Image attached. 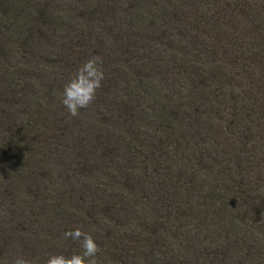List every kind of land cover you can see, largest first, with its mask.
Here are the masks:
<instances>
[{
	"label": "trees",
	"instance_id": "1",
	"mask_svg": "<svg viewBox=\"0 0 264 264\" xmlns=\"http://www.w3.org/2000/svg\"><path fill=\"white\" fill-rule=\"evenodd\" d=\"M62 1L0 0V264L76 228L98 264H264V0Z\"/></svg>",
	"mask_w": 264,
	"mask_h": 264
},
{
	"label": "clouds",
	"instance_id": "2",
	"mask_svg": "<svg viewBox=\"0 0 264 264\" xmlns=\"http://www.w3.org/2000/svg\"><path fill=\"white\" fill-rule=\"evenodd\" d=\"M102 63V58L99 56L88 59L64 86L62 103L70 116H78L80 109L88 108L95 100L97 90L102 86L105 78ZM64 238L79 241L83 249L82 253L73 254L70 257L62 254L51 256L46 264H98L97 256L100 248L90 234L76 228L65 232ZM11 264H36V261L18 256Z\"/></svg>",
	"mask_w": 264,
	"mask_h": 264
},
{
	"label": "rangeland",
	"instance_id": "3",
	"mask_svg": "<svg viewBox=\"0 0 264 264\" xmlns=\"http://www.w3.org/2000/svg\"><path fill=\"white\" fill-rule=\"evenodd\" d=\"M37 1H43V2H45V0H37ZM49 1H52L51 5H52L55 9H57L58 11H60L61 13H63L64 15H66V12H65V11H66V8L69 7V6H71L70 3L67 2V1H62V0H49ZM81 32H82V31H81ZM61 34H66V33H59V34H58V35H60L61 37H64V36L61 35ZM87 38H88V37H87ZM89 41H90L89 38H88V41L85 40V42H89ZM76 44H77V43H76ZM49 59H51V58L46 57V59H43V61H44L47 65L51 66V64L48 62V61H50ZM43 61H42V60H39V62L41 63V65L45 66L49 72L54 70V68H48V66H46L45 63H44ZM36 74H39V73H35L34 71H32V75H36Z\"/></svg>",
	"mask_w": 264,
	"mask_h": 264
}]
</instances>
